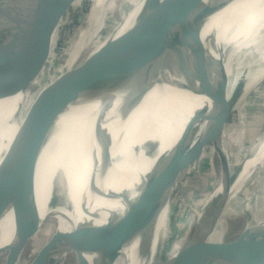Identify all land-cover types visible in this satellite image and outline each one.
I'll use <instances>...</instances> for the list:
<instances>
[{"label":"water","instance_id":"water-1","mask_svg":"<svg viewBox=\"0 0 264 264\" xmlns=\"http://www.w3.org/2000/svg\"><path fill=\"white\" fill-rule=\"evenodd\" d=\"M230 1L162 0L156 12L151 14L149 36L139 54L136 52L140 23L137 18L126 32L108 41L98 56L88 62L89 68L95 67L99 72L98 80L84 90V87L80 90L73 88V92L86 101L109 99L116 93L125 92L126 98L120 107L123 118L142 101L157 75L164 70H171L188 83L202 78L208 71L216 72L219 86L214 96L218 108L209 118L210 124L204 137L189 147L184 145V141L178 142L174 148L179 153L178 157L163 170L162 164L157 163L143 178L134 198L131 199L126 191H104L97 187L92 177L89 181L90 191L103 198L122 199L126 208L124 213H112L101 226L90 223L75 225L70 230H55L48 238L43 254L51 249L65 259L73 256L75 264H108L110 247L107 233H112L119 243V250L139 238L138 254L146 261L158 216L170 203L171 193L182 173L200 160L204 153L205 156H215L219 164L222 191L216 208L212 213L209 209V217L196 232L191 233L190 229L187 235L164 241L158 258L145 264H264V221L247 226L232 240H209L233 186L223 152V135L235 107L236 88L228 97L229 78L224 61L207 50L201 33L207 19L225 8ZM10 2L0 0V115L15 105L25 92L47 82L52 75L61 30L67 24L63 23L57 29L58 22L70 7L73 10L77 4V0H30L31 10L24 29L4 50L3 35L9 32L13 13L9 9ZM120 13L122 18L126 12ZM211 40L216 41V33ZM76 73L77 67L72 68L44 92L35 108L32 123L20 126L0 161V214L8 206L14 211V238L1 264H17L29 242L38 237L41 226L43 228L51 220L44 218L41 221L37 206V163L53 131V128H49L50 119L55 109L64 102ZM106 109L107 106L99 112L90 128L101 147L103 171L111 164V136L102 127ZM51 181L53 183L54 177ZM63 184L58 179L52 184L51 206L64 202L66 187ZM43 254L39 264L46 259L47 255ZM88 255H93L92 261H89Z\"/></svg>","mask_w":264,"mask_h":264},{"label":"bare ground","instance_id":"bare-ground-1","mask_svg":"<svg viewBox=\"0 0 264 264\" xmlns=\"http://www.w3.org/2000/svg\"><path fill=\"white\" fill-rule=\"evenodd\" d=\"M161 1H140L135 14L127 11L122 16L120 33L105 38L102 44L98 41L97 47L95 46L96 48L83 64L77 65L83 47L94 33L92 27L99 20L100 15L110 12L109 3L112 0H92L86 16V27L75 40L59 73L49 77L47 82L37 85L34 92H25L15 105L0 115L1 161L20 126L24 123L29 125L32 123L36 113L35 108L44 92L49 90L64 73L77 67V73L64 102L55 109L50 119L49 128H53V131L40 154L35 175V195L41 221L44 218L55 219L58 225L56 230H70L75 225L90 223L101 226L112 213L122 215L126 209L122 199H108L92 193L89 189L90 179L94 177L97 187L104 191L112 190L116 193L126 191L131 199L134 198L143 178L157 163L162 164L161 170H163L178 157L179 153L174 150L178 142L184 141V145L189 147L197 144L204 137L210 124L209 118L217 111L218 104L214 94L218 90L219 80L218 74L214 71H208L202 78L189 83L171 70L162 71L157 75L152 88L142 101L124 118L120 114V107L126 98L125 92L116 93L109 99L97 98L88 101L81 100L73 92V88L80 90V75H84L85 87H90L98 80V76H95L97 70L95 67L89 68L88 62L98 56L101 48L108 41L126 32L137 18L140 23L137 30L136 52L139 54L142 51L150 32L151 14L156 12ZM29 2L30 0H11L9 3V9L13 13L9 32L3 35L4 50L10 47L24 29L31 10ZM127 2L129 1L122 0L120 8H123L122 5ZM104 23L99 20L97 25L102 27ZM214 33H216L215 42L211 40ZM201 39L213 56L219 55L224 61L229 78L228 97L235 88L238 89L240 97H245L253 87L264 80V0H231L225 8L207 19ZM79 68L82 69L80 74ZM106 106L102 127L111 136V164L103 171L101 147L95 141L90 128L96 116ZM258 138L246 157L232 171L233 165L230 166L231 162L228 160L225 128L223 152L228 161L233 183L224 209L225 213L244 202V199L240 200L239 190L250 167L251 169L256 167L264 173V130ZM56 179L65 184V200L51 206L50 189ZM221 191L219 183L212 195L196 210V216L190 227L192 231L189 229L188 233L196 232L205 222L209 217L210 208L211 213L214 211ZM262 192L264 193V187ZM243 204L245 209L250 206L247 202ZM221 218L210 235L209 240L212 242H217L220 227L223 225ZM169 221L168 203L156 220L151 245L148 247L150 255L146 261L138 254L139 238L119 250V243L112 233H107L110 247L108 264H145L153 258H158L162 243L167 241L170 235ZM13 223V209L10 206L2 209L0 254L7 255L8 246L13 241ZM46 243L38 248L25 264H39L41 254L47 249ZM44 255L47 256L43 264H60L63 261V258L51 249ZM87 258L92 261L93 255H88Z\"/></svg>","mask_w":264,"mask_h":264},{"label":"rangeland","instance_id":"rangeland-1","mask_svg":"<svg viewBox=\"0 0 264 264\" xmlns=\"http://www.w3.org/2000/svg\"><path fill=\"white\" fill-rule=\"evenodd\" d=\"M91 1L92 0H77L75 8L71 10L70 7L61 16L57 29L63 23L67 24L63 25L61 30L56 67L50 77H54L62 69L68 54L73 48L75 40L80 35L81 31L85 29L86 16L90 9ZM121 1L122 0H112V2L109 3V15L107 13L100 15V22L104 21L105 23L102 27H99L97 25L98 20L92 27V32L94 31V33L88 38L87 44L83 47L77 65L83 64L89 54L97 47L98 41L102 44L105 38L107 39L115 34L118 35L122 28L120 12L130 11L135 14L139 7L138 4L142 0H128L129 2L122 5L123 8H120ZM106 7H108V4ZM81 70V68L78 69L79 74ZM95 74L97 77L99 72L96 71ZM79 79V81H81V89L86 86L84 75H80ZM36 87L38 86L36 85L35 88L30 89L29 92H34ZM234 94L235 110H233L226 126L228 160L231 162L230 166L233 165L231 166L232 171L235 170L238 164L246 157L255 140L263 133L264 80H262L258 86L253 87L245 97H240L237 88ZM210 151L213 152L212 148H210ZM220 177L217 159L211 154L205 156L204 153L200 160L182 173L170 196V235L167 241H171L183 234L187 235L196 216V210L200 208L205 200L215 191L217 185L220 183ZM244 177V183L240 186L239 197L240 200L244 199V202H247L250 206L245 209L244 202H241V205L237 204L236 207L228 213L224 212L225 214H223V218H221V224L223 225L221 227L219 226L220 230L217 242L232 240L247 226L264 221V193L262 192L264 187V173L256 167L252 169L250 167L248 173ZM200 185L203 188V193L200 192ZM57 226V221L55 219H51L43 228L41 226L37 234L38 237L29 242L18 263L25 264L29 261L34 255V252L48 241V238L57 229ZM5 256V253L0 254V264L3 263ZM62 263L75 264V259L73 256H69L67 259L63 258L60 264Z\"/></svg>","mask_w":264,"mask_h":264},{"label":"trees","instance_id":"trees-1","mask_svg":"<svg viewBox=\"0 0 264 264\" xmlns=\"http://www.w3.org/2000/svg\"><path fill=\"white\" fill-rule=\"evenodd\" d=\"M199 188L201 189L200 192L203 193V188L201 187V185H200ZM184 193H185V192H184Z\"/></svg>","mask_w":264,"mask_h":264}]
</instances>
